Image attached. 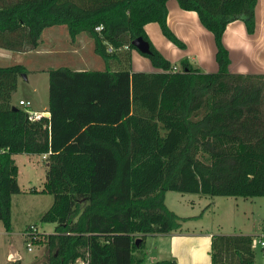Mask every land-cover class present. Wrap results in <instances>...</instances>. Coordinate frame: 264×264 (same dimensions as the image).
<instances>
[{"label": "trees", "instance_id": "trees-1", "mask_svg": "<svg viewBox=\"0 0 264 264\" xmlns=\"http://www.w3.org/2000/svg\"><path fill=\"white\" fill-rule=\"evenodd\" d=\"M166 1L0 0V48L35 49L44 28L64 25L71 40L89 37L104 64L48 70V117L34 120L9 103L23 66H0V220L8 230L9 196L19 192L12 155L45 154L54 203L41 221L56 224L32 241L44 247L43 264H141L146 236L188 219L166 207L167 191L264 196V76L229 73L221 41L233 20L253 32L256 0H175L212 34L217 70L209 73L186 59L177 69L150 44L143 26L155 22L184 47L166 24ZM136 37L157 71L129 68ZM252 241L212 235L208 264H252Z\"/></svg>", "mask_w": 264, "mask_h": 264}, {"label": "rangeland", "instance_id": "rangeland-1", "mask_svg": "<svg viewBox=\"0 0 264 264\" xmlns=\"http://www.w3.org/2000/svg\"><path fill=\"white\" fill-rule=\"evenodd\" d=\"M153 24L157 37L150 33V44L153 47H161L160 42H166L167 39L160 33L157 23ZM76 37V41L71 40L64 25H54L42 30L35 49L25 52L9 51L6 56L1 55L0 66L20 64L24 68V72L16 75L15 88L9 94L11 105L25 110L46 107L47 73L50 69L60 66L72 70H102L104 68L102 60L93 53L92 40L84 33H79ZM172 46L177 53L184 51L183 47L180 48L174 44ZM75 49H77V52ZM129 53L130 69L142 72L157 70L151 65L149 59L137 50L131 49ZM176 56L177 54L170 56V59ZM180 57L185 59L186 55L183 54ZM170 62L172 66L179 68L180 59L170 60ZM111 66H114V64ZM18 99L29 102V105H18ZM45 157L42 158L40 154L25 153L12 155L14 164L17 167L16 181L19 192L9 196L8 230L4 228L0 220V264L44 263L45 250L43 245L32 244L31 250H27L22 231L27 226L34 225L39 233V240H42L46 234L53 231L56 224V221H41V218L54 203V195L45 188V175L48 171ZM173 193L176 198L181 200L183 207L173 204L174 198L170 196ZM165 200L168 206L173 207L181 215H198L196 219L185 223L186 225L195 228L202 226V229H212L213 231H217L215 229L221 227L219 231L224 233L243 232L250 234L253 240L251 247L253 253L252 264H264V249L257 242L258 239H264V196L237 197L239 203L235 204L234 199L227 196H197L170 191ZM188 200L197 202L191 204L190 207L187 205ZM150 238L148 237L142 249L144 258L141 264H154L156 261V257L152 259L155 252L152 251L153 240ZM11 246L19 254V258L9 259L7 257ZM135 253L138 252L134 251L133 254Z\"/></svg>", "mask_w": 264, "mask_h": 264}, {"label": "crops", "instance_id": "crops-1", "mask_svg": "<svg viewBox=\"0 0 264 264\" xmlns=\"http://www.w3.org/2000/svg\"><path fill=\"white\" fill-rule=\"evenodd\" d=\"M165 6L166 24L170 31L183 43L184 51L182 53H177L171 42L167 40H165L166 42L159 41L161 43V47L154 48L169 62L170 60H177V58L178 60H181L182 57L180 56L184 54L186 55L185 59L192 68L204 73L215 72L217 70V65L214 60L215 47L212 34L202 27L194 11L180 9L175 0H167ZM153 23L155 22H149L143 26V30L148 39L150 33L156 36L154 29L155 26H153ZM76 39L77 37L75 36L74 41H76ZM221 41L228 52L227 70L229 73L256 74L264 76V0L255 1L254 29L252 33L246 32L245 26L241 20H233L226 25L221 36ZM75 50L77 52V49ZM6 53H9V50L0 48V57H2L1 55L6 56ZM176 54L177 56L175 58L170 59V56H174ZM111 68L114 69L115 67L111 66ZM131 71L135 70L131 69ZM154 71L157 70L149 72ZM19 100L22 99H18L17 103ZM26 112H36L39 116H45L48 114L47 106L42 109L33 108L31 110H26ZM40 155L42 157L43 154ZM169 192L170 191H167L164 195V203L166 207L178 216L188 219L182 221L180 227L175 231H171L166 234L148 235L145 237L144 245L148 237H151L150 239L153 240L152 251L155 252V254L152 259L155 257L156 261H159L158 259H171L175 262V264H208L209 243L212 235L243 234L251 236L250 234L243 232L224 233L219 231V228L221 229V227H217V229H215L217 231H213L212 229H202V226L195 228L193 226L186 225L185 223L196 219L198 215H181L173 209V207L168 206L165 198ZM170 196L174 198V205L177 204V206L180 207L184 206L181 203V200L176 198L174 193L170 194ZM227 197L234 199L235 204L239 203L237 197ZM187 202L184 203H187V205L191 207V204H194L197 201L188 200ZM11 248L12 246L10 249Z\"/></svg>", "mask_w": 264, "mask_h": 264}, {"label": "built area", "instance_id": "built-area-1", "mask_svg": "<svg viewBox=\"0 0 264 264\" xmlns=\"http://www.w3.org/2000/svg\"><path fill=\"white\" fill-rule=\"evenodd\" d=\"M99 29H100V26H97L96 30H99ZM18 105L28 106L29 102L19 100ZM27 117L29 120H34V119H37L39 115L36 114V112H27ZM44 157H45V154L42 155V158ZM22 236L24 237V240H25L26 249L31 250L32 241L39 238V233L37 232V228L34 225H29L22 231ZM257 242L260 245V247L264 249V239H258ZM11 249H13L16 252L14 248H11ZM9 254L10 253L8 252V256ZM74 264H83V261L76 260Z\"/></svg>", "mask_w": 264, "mask_h": 264}, {"label": "water", "instance_id": "water-1", "mask_svg": "<svg viewBox=\"0 0 264 264\" xmlns=\"http://www.w3.org/2000/svg\"><path fill=\"white\" fill-rule=\"evenodd\" d=\"M130 43L135 48V50H137L140 54H148L150 52L148 42L142 39L141 37L133 38ZM12 108L15 107L12 106ZM45 116H48V114H46ZM134 243L137 246L139 243V238H136L134 240ZM9 253H10L8 256L9 259L19 258L18 254L13 249H10Z\"/></svg>", "mask_w": 264, "mask_h": 264}]
</instances>
